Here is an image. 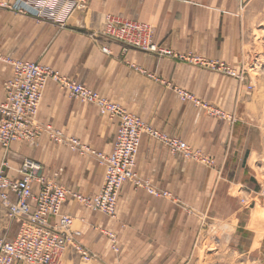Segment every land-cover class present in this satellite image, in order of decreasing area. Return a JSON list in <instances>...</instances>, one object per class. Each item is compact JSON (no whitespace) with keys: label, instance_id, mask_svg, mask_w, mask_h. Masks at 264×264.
I'll list each match as a JSON object with an SVG mask.
<instances>
[{"label":"crops","instance_id":"obj_1","mask_svg":"<svg viewBox=\"0 0 264 264\" xmlns=\"http://www.w3.org/2000/svg\"><path fill=\"white\" fill-rule=\"evenodd\" d=\"M240 1L90 0L88 12L74 11L61 26L6 7L15 0H0L1 52L52 66L213 159V164H206L172 154L143 134L136 155L138 176L167 195L156 196L125 182L113 218L68 198L63 212L75 217L74 228L81 232L77 240L90 257L83 259L69 248L61 264H184L210 216L238 225L244 208L233 190L245 182L241 171L247 149L242 128L181 100L177 91L208 102L220 98L232 102L235 82L187 62L135 48L124 50L117 42H110V52L104 53L101 47L108 42L99 33V15L109 10L147 21L153 26V40L165 47L235 62L240 56ZM11 72L10 64L0 62V102ZM36 120L104 154L112 148L117 125L95 105L70 96L52 80L46 84ZM24 157L41 166L39 174L70 190L94 194L101 186L103 167L94 156L56 143L45 133L31 141L12 142L7 150L0 145V161L7 160L9 176L18 177L16 168ZM32 190H38L37 183ZM19 227L0 204V239H14ZM109 233L116 238L117 250L111 247Z\"/></svg>","mask_w":264,"mask_h":264},{"label":"built area","instance_id":"obj_2","mask_svg":"<svg viewBox=\"0 0 264 264\" xmlns=\"http://www.w3.org/2000/svg\"><path fill=\"white\" fill-rule=\"evenodd\" d=\"M89 1L15 0L12 4L5 5L38 21L63 26L74 11L86 10ZM101 34L107 41L121 44L124 50L135 48L178 61L208 66L200 57L174 51L155 42L152 26L147 21L106 14ZM101 50L104 53L110 52L108 46H103ZM0 61H5L1 55ZM8 62L12 72L3 83L4 98L0 102V145L3 149L7 150L12 142L31 141L45 133L54 142L66 144L80 153L90 151L78 139L65 136L51 124L37 122L43 92L50 80L65 89L70 96L95 105L101 115L116 120L117 125L110 152L97 154L103 167V176L101 186L94 194H81L39 174L41 166L29 157H24L16 168V178L7 174V160L0 161V204L6 209L9 218L20 223L14 239H0V264H61L62 257L69 248L81 258L88 259L89 251L77 240L81 232L74 228L75 217L63 212L68 198L89 210L113 218L116 215L118 193L125 182L144 187L156 196L167 195V192L152 189L148 182L138 176L136 155L143 134L164 144L172 154L213 164V159L191 148L185 140L147 125L139 116L73 78L34 61L15 59ZM210 65L213 67V64ZM178 93L181 100L191 99L186 91L179 90ZM195 103L199 104L197 101ZM34 183L38 185L36 192L32 190ZM52 217L57 218V221L52 223ZM108 237L111 247L117 250L114 234L109 233Z\"/></svg>","mask_w":264,"mask_h":264},{"label":"rangeland","instance_id":"obj_3","mask_svg":"<svg viewBox=\"0 0 264 264\" xmlns=\"http://www.w3.org/2000/svg\"><path fill=\"white\" fill-rule=\"evenodd\" d=\"M238 9L240 56L235 62L211 58L195 50L178 51L171 48L200 57L208 64L204 66L187 62L192 66L218 73L235 82L236 97L232 102L222 101L221 98L218 102H208L189 92L191 99L188 100L205 110L208 115L242 128V142L247 149V163L241 171L245 182H242L243 187L233 190L244 208L238 225L235 221L210 216L198 245L184 264H264V0H241ZM88 10L89 4L83 12ZM106 14L132 18L126 14L104 10L99 15L101 28ZM107 42L104 46H108L110 41ZM0 55L5 60L0 62L8 64V61L15 59L25 60L1 51ZM43 65L61 74L52 66ZM220 67L223 69H219ZM80 154L92 155L99 163V152L86 151Z\"/></svg>","mask_w":264,"mask_h":264}]
</instances>
